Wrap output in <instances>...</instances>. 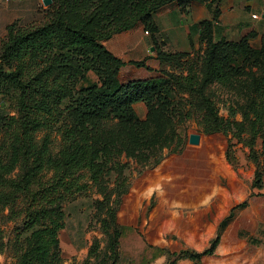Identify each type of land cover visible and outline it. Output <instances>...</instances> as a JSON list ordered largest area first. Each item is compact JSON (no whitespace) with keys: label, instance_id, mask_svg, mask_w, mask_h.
Here are the masks:
<instances>
[{"label":"trees","instance_id":"obj_1","mask_svg":"<svg viewBox=\"0 0 264 264\" xmlns=\"http://www.w3.org/2000/svg\"><path fill=\"white\" fill-rule=\"evenodd\" d=\"M51 1L46 23L30 28L9 25L0 48L4 66L13 68L9 72L0 70V87L6 86L18 94L17 117L4 115L0 110V203L11 208L18 200L28 204L23 209L21 229L27 236L16 264L58 261L59 233L65 228L62 204L85 191L78 183L82 174H87L94 185H100L104 175L124 166L120 163L122 155L145 163L153 160L155 167L160 149L167 147L166 143H178L174 119L181 113L172 100L174 87L188 93L187 103L200 113L199 126L204 134L232 133L248 146L257 165L258 141L264 153V44L259 49L252 48L251 34L237 42L214 41L215 26L202 22L199 43H204L205 49L199 66L189 64V60L185 63L189 66L186 77L162 73L163 77L126 84L117 78L121 68L127 64L145 67L144 62L125 63L103 45L137 23L152 32L156 41L158 30L153 13L172 2L182 13L192 2L203 4L216 18L217 0ZM179 56L188 55L161 52L157 60L170 64ZM247 66L248 74H253V68L259 72L252 83L248 112L241 122L224 120L205 94V87L213 83L228 87L246 75ZM197 70L202 73L201 80ZM91 71L99 83L78 88ZM138 103L148 110L144 121L135 113ZM57 117L67 119V125L62 122L59 126L63 145L53 156L49 135L39 141L36 134L47 129L51 120L57 122ZM17 168L22 172L19 178H6ZM48 172H52V178L43 184L41 180ZM261 181L262 172L257 166L252 188L260 189ZM124 185L125 181L119 187ZM127 190L125 187L117 195L118 205ZM231 216L232 211L228 219ZM103 222L115 251L122 231L116 223V212L110 211ZM218 241L216 235L205 251L180 254L201 264L202 257L213 255Z\"/></svg>","mask_w":264,"mask_h":264},{"label":"rangeland","instance_id":"obj_2","mask_svg":"<svg viewBox=\"0 0 264 264\" xmlns=\"http://www.w3.org/2000/svg\"><path fill=\"white\" fill-rule=\"evenodd\" d=\"M5 4V0H0V48L9 25L30 28L46 23L49 19L47 9L52 1L48 6L41 2L31 15L8 14L3 11L6 9ZM23 10L25 12L26 9ZM245 13L248 15L249 11ZM169 19L175 27L181 26L182 19L176 18V15ZM146 30L140 24L138 34L146 35ZM148 33L151 39L147 37L145 42H149L141 44L143 47L139 44L138 48H128L126 44L130 38L127 31L112 36L109 40L114 41L110 43L109 40L103 42L110 49L105 46L108 51L125 63L144 62L145 67L127 64L128 68H121L117 77L119 83L155 79L163 77V74L186 77L189 66L185 63L188 60L189 64L199 66L204 43L191 46L189 52H177L173 49L180 50V47H167L166 42L154 41L152 32ZM133 44L138 43L135 41ZM161 52L185 53L188 56H179L170 64L161 63L157 60ZM153 59L159 62L156 68ZM0 70L9 72L13 68L4 66L0 59ZM247 71L248 66L245 67L246 75L228 87L214 83L205 87V94L224 120L241 122L248 112L252 83L259 72L256 68L252 69V75ZM197 77L201 80L200 70H197ZM98 83L99 78L91 71L78 88ZM17 96L13 89L0 87V110L4 115L18 116ZM172 100L181 113L174 119L175 136H178L179 141L177 144L166 143L167 147L160 149L159 163L155 167H152L153 160L145 163L135 157L122 155L120 163L124 166L104 175L100 185H94L87 174L80 176L78 183L85 187V191L62 204L65 228L59 233L60 252L55 264H196L180 253H201L209 248L220 220L228 215L231 208L244 201L249 204L246 203L243 208L236 207L232 223L222 235L216 253L223 252L219 256L224 259L234 257L228 264H264V235L261 236L264 234V153L260 142L255 148L257 165L250 156L248 146L232 133L206 135L202 132L199 126L200 113L187 103L186 91L174 87ZM134 109L140 121L147 118L148 110L143 103L136 104ZM57 118V122L51 120L47 129L36 134L39 141L49 135V149L53 156L63 145L59 126L62 122L64 126L67 125V119ZM166 134L169 136V133ZM165 139L163 136V142ZM257 166L262 172L261 187L253 189ZM21 175L22 172L17 168L6 178L17 179ZM51 178L52 172H48L41 181L45 184ZM123 181L125 185L120 188L119 184ZM151 181H155V184ZM125 187H128L127 193L118 205L117 195ZM16 203L13 208L0 203V264H16L22 242L27 236L21 233V229L23 209L28 204L24 200ZM108 208L116 212V223L122 227L115 251L102 227L103 220L109 216ZM241 230L250 237L260 238L263 244L255 252H248L244 241L237 240L233 234ZM233 250L235 255H231ZM201 264L221 263L213 257L203 258Z\"/></svg>","mask_w":264,"mask_h":264},{"label":"crops","instance_id":"obj_3","mask_svg":"<svg viewBox=\"0 0 264 264\" xmlns=\"http://www.w3.org/2000/svg\"><path fill=\"white\" fill-rule=\"evenodd\" d=\"M11 0H5L6 11L8 14H34L39 4L42 0H14L10 4ZM219 14L216 18L213 17L211 12L205 7V5L192 2L186 9L185 13L180 11L177 3L172 2L167 4L153 13V22L157 27V37L155 35L156 41L166 42L167 47L171 46L173 48L180 47L181 49H173L177 52H189L191 46H198L199 36L201 33L199 24L205 21L213 23L216 28L214 34V41L225 40L227 42H237L243 37L251 34L250 44L253 47H260L264 42V0H217ZM8 3V5H7ZM13 5V7H11ZM10 9V10H9ZM23 9H26L25 12ZM10 11V12H9ZM249 11L248 15L245 13ZM256 11V13H254ZM176 15V18L182 19L181 26L175 27L169 19L170 16ZM256 15L258 18L253 19L252 16ZM179 29V30H177ZM140 24L135 25V27L129 31L130 41L126 44L129 48H138L139 44H148L146 38L151 36L149 34L139 35ZM114 40H109V43ZM138 44L134 45V42ZM108 42V41H107ZM108 48V46L105 44ZM142 47L144 45H141ZM109 49V48H108ZM110 50V49H109ZM114 54V53H113ZM155 68L158 65V61L153 59ZM150 66V65H149ZM129 66L123 67L124 69ZM155 184V181H151ZM250 197V195H249ZM247 198V200L249 199ZM249 204L248 202H246ZM245 201L241 204L236 205L231 208L228 215L223 217L216 227V235H219V241L213 255L204 256L201 258V263L203 258H213L215 257L221 264H228L231 259H224V257L219 256L216 253L220 248V242L222 235L228 230L232 220L234 218V211L237 208L246 207ZM232 211V216L228 219L230 212ZM235 238L239 241H244L246 250L248 252H255L262 244L263 241L257 237H250L246 233L237 231L233 233ZM264 234H261L263 236ZM223 254V252H221ZM231 255H235V250L232 251Z\"/></svg>","mask_w":264,"mask_h":264},{"label":"water","instance_id":"obj_4","mask_svg":"<svg viewBox=\"0 0 264 264\" xmlns=\"http://www.w3.org/2000/svg\"><path fill=\"white\" fill-rule=\"evenodd\" d=\"M42 3L45 5V6H48L50 3H51V0H42ZM153 49V48H152Z\"/></svg>","mask_w":264,"mask_h":264},{"label":"built area","instance_id":"obj_5","mask_svg":"<svg viewBox=\"0 0 264 264\" xmlns=\"http://www.w3.org/2000/svg\"><path fill=\"white\" fill-rule=\"evenodd\" d=\"M252 18L257 19L258 17L256 15H253ZM263 19H264V17H263ZM146 34H148V33L146 32Z\"/></svg>","mask_w":264,"mask_h":264}]
</instances>
